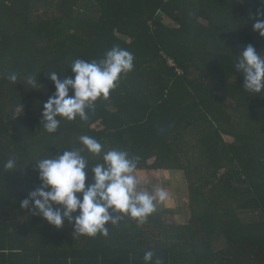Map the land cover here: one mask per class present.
<instances>
[{
	"label": "trees",
	"instance_id": "trees-1",
	"mask_svg": "<svg viewBox=\"0 0 264 264\" xmlns=\"http://www.w3.org/2000/svg\"><path fill=\"white\" fill-rule=\"evenodd\" d=\"M262 13V0H0V264H145L149 250L152 264H264V92H247L234 69L249 44L264 53L253 27ZM113 46L133 54V70L87 121L48 133V71L74 77V60ZM81 135L138 158L136 173L181 175L189 221L156 206L90 237L22 208L41 186L36 161L83 147ZM88 158L86 184L103 163Z\"/></svg>",
	"mask_w": 264,
	"mask_h": 264
},
{
	"label": "clouds",
	"instance_id": "clouds-1",
	"mask_svg": "<svg viewBox=\"0 0 264 264\" xmlns=\"http://www.w3.org/2000/svg\"><path fill=\"white\" fill-rule=\"evenodd\" d=\"M253 27L264 37V19L258 20ZM235 57L234 69L244 78L243 88L252 95L264 92V53L258 54L249 44ZM133 68V54L113 46L99 61L74 60L70 68L74 77L65 76L61 80L58 72L48 71L56 91L43 105V128L51 134L58 131L62 119L74 121L79 117L87 121L88 112L95 110L96 101L107 100L122 75ZM7 78L16 83L18 75L12 73ZM26 83L34 88L37 78L28 76ZM79 141L83 147L63 150L55 157L48 154L36 161L41 186L21 202L22 208L31 206L34 214L41 215L56 228H62L67 220L73 224L74 234L94 237L98 233L106 236L109 230L106 225L117 224L123 215L144 222L156 211V202L168 198L162 188L154 192L138 190L135 174L138 158L130 157L124 150L105 151L97 139L88 135H81ZM89 156H102L103 163L93 164V182L86 184ZM16 166L14 157L4 164L9 171ZM77 212L78 215H74ZM154 255L153 251H146L145 264H152ZM155 264L161 262L157 259Z\"/></svg>",
	"mask_w": 264,
	"mask_h": 264
},
{
	"label": "rangeland",
	"instance_id": "rangeland-1",
	"mask_svg": "<svg viewBox=\"0 0 264 264\" xmlns=\"http://www.w3.org/2000/svg\"><path fill=\"white\" fill-rule=\"evenodd\" d=\"M165 23L172 25V22L165 18ZM139 191L154 192L162 188L168 193V198L163 202H156L159 211L173 210L174 214L169 215V220L186 223L189 221L188 198L185 190V183L181 175L165 172L135 173ZM168 214V213H167Z\"/></svg>",
	"mask_w": 264,
	"mask_h": 264
}]
</instances>
